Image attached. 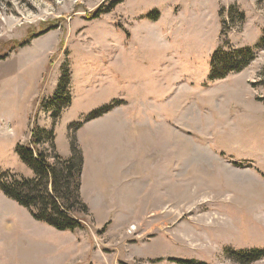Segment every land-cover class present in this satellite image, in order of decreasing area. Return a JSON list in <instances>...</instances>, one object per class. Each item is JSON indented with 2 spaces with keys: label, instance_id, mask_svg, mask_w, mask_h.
Here are the masks:
<instances>
[{
  "label": "rangeland",
  "instance_id": "374dc122",
  "mask_svg": "<svg viewBox=\"0 0 264 264\" xmlns=\"http://www.w3.org/2000/svg\"><path fill=\"white\" fill-rule=\"evenodd\" d=\"M112 1L0 0V171L35 176L15 149L33 125L53 130L47 138L64 155L69 138H78L71 126L113 98L129 101L132 112L157 102L165 156L149 160L129 205L118 188L115 206L93 205L87 214L76 208L86 227L56 229L64 235L54 238V251L67 244L69 257L55 263L241 264L230 251L264 249V49L224 79L210 80L211 64L224 41L237 49L259 43L264 0H124L91 18ZM102 60L123 61L117 86L102 87ZM66 68L72 104L55 120L45 106ZM105 126L91 120L79 137ZM8 240H0V264H30L34 257Z\"/></svg>",
  "mask_w": 264,
  "mask_h": 264
},
{
  "label": "crops",
  "instance_id": "0c3cea01",
  "mask_svg": "<svg viewBox=\"0 0 264 264\" xmlns=\"http://www.w3.org/2000/svg\"><path fill=\"white\" fill-rule=\"evenodd\" d=\"M122 62L101 61L106 71L104 83H107L102 87L118 85L115 76L118 75L119 67L122 66L119 64ZM113 100H122L124 103L102 117L94 119L102 121L108 128L105 126L101 131L94 132L92 138L79 137L81 128L77 133L84 156L81 196L91 212L93 205L115 206V191L118 188L121 189V196L125 197V201H131L132 191H137L142 181L148 178L149 160H160L165 156L164 126L162 120L158 118L159 104L154 101L148 104L142 102L141 109L132 112V109H129L130 102L123 97H115ZM31 129L32 126L24 144L30 140ZM150 138L155 139L150 142ZM173 138H178L179 141L180 134ZM161 140L163 142H160ZM56 150L63 155L58 150L57 142ZM70 155L71 149L69 152L66 150L63 157L68 158ZM136 184L137 188L133 189V185ZM139 194L136 193V199ZM54 229L47 223L35 219L27 208L0 191V230L3 231L0 240L9 239L8 244L11 242L18 254H28L31 260L34 257L32 262L29 261L30 264H56V257L59 260L65 254L67 261L69 257L67 244L58 243L54 251V238L60 242V237L64 235ZM80 230L82 229L76 231ZM9 231H12L11 234Z\"/></svg>",
  "mask_w": 264,
  "mask_h": 264
},
{
  "label": "trees",
  "instance_id": "16d2710c",
  "mask_svg": "<svg viewBox=\"0 0 264 264\" xmlns=\"http://www.w3.org/2000/svg\"><path fill=\"white\" fill-rule=\"evenodd\" d=\"M124 0H113L106 8L100 6L92 12L91 18L100 17L103 13L112 11ZM236 7L229 9V16L233 17ZM239 19L245 22L246 14L239 12ZM150 20H157L159 12L147 15ZM25 42L22 45H26ZM264 49V32L259 43L254 47L233 48L229 41H224L213 54L211 81L224 79L233 73H240L256 59L257 50ZM261 75L264 76V67ZM72 75L68 68L64 69L60 77L53 99L46 102V112H55V120L72 104L71 88ZM262 100V98H261ZM61 101V105L57 102ZM48 102H50L48 104ZM124 103L113 100L111 103L91 113L84 122L71 126V130L78 131L85 123L100 118L116 106ZM54 133L51 129L32 126L28 143H18L16 153L19 158L34 172L33 178L20 179L12 171H0V191L27 208L35 219L42 221L60 231H75L86 227L83 220L76 213V208L87 214L89 207L81 197V174L84 156L76 135L70 137L71 155L68 158L60 155L56 150V138H47ZM55 137V135H54ZM54 140V141H53ZM45 143H50L52 150L41 149ZM52 158V160H51ZM230 256L241 264H253L264 259V249L230 251ZM181 264H205L196 260L175 259Z\"/></svg>",
  "mask_w": 264,
  "mask_h": 264
}]
</instances>
